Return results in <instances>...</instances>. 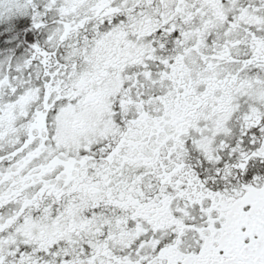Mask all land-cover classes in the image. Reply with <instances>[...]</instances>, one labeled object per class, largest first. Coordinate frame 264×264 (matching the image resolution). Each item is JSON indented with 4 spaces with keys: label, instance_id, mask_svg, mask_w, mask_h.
<instances>
[{
    "label": "flooded vegetation",
    "instance_id": "flooded-vegetation-1",
    "mask_svg": "<svg viewBox=\"0 0 264 264\" xmlns=\"http://www.w3.org/2000/svg\"><path fill=\"white\" fill-rule=\"evenodd\" d=\"M0 264H264V0H0Z\"/></svg>",
    "mask_w": 264,
    "mask_h": 264
}]
</instances>
